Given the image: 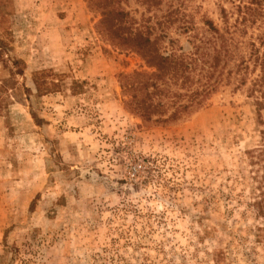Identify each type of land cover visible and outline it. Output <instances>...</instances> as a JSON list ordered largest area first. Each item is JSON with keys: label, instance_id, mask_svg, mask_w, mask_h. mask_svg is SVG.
Instances as JSON below:
<instances>
[{"label": "rangeland", "instance_id": "374dc122", "mask_svg": "<svg viewBox=\"0 0 264 264\" xmlns=\"http://www.w3.org/2000/svg\"><path fill=\"white\" fill-rule=\"evenodd\" d=\"M232 1L119 6L180 55L211 36L204 21L233 22ZM100 19L95 0H0V264H264L246 87L231 75L185 118L145 122L121 83L154 69Z\"/></svg>", "mask_w": 264, "mask_h": 264}, {"label": "trees", "instance_id": "16d2710c", "mask_svg": "<svg viewBox=\"0 0 264 264\" xmlns=\"http://www.w3.org/2000/svg\"><path fill=\"white\" fill-rule=\"evenodd\" d=\"M95 1L101 14L99 30L118 46L139 53L154 69L125 76L121 83L130 95L129 108L143 121L166 124L185 118L232 75L235 87H246L259 121L264 123V0H233V22H229L224 10L222 30L211 21H204L211 36L195 38L193 51L181 50L180 55L162 52L150 27H133V19L119 6L120 0ZM245 36L249 38L246 41ZM243 43L246 54L240 51ZM5 48L6 43L0 38V61ZM259 151L262 153L263 149ZM255 205L264 220V189Z\"/></svg>", "mask_w": 264, "mask_h": 264}]
</instances>
